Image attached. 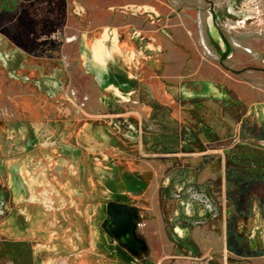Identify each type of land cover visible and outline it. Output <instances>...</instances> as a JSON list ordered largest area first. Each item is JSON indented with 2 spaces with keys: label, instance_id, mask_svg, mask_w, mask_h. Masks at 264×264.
Masks as SVG:
<instances>
[{
  "label": "rangeland",
  "instance_id": "obj_1",
  "mask_svg": "<svg viewBox=\"0 0 264 264\" xmlns=\"http://www.w3.org/2000/svg\"><path fill=\"white\" fill-rule=\"evenodd\" d=\"M263 118L264 0H0V264H48L72 233L84 264H264L246 241L264 176L231 147ZM22 165L34 197L28 178V198L10 187ZM188 186H208L217 219L196 220ZM109 202L136 209L137 258L105 231ZM27 207L65 218L53 244L9 230Z\"/></svg>",
  "mask_w": 264,
  "mask_h": 264
},
{
  "label": "flooded vegetation",
  "instance_id": "obj_2",
  "mask_svg": "<svg viewBox=\"0 0 264 264\" xmlns=\"http://www.w3.org/2000/svg\"><path fill=\"white\" fill-rule=\"evenodd\" d=\"M103 37H104V34L99 39H102ZM105 40H106V49L108 50V54H109L110 50H114L115 47H113V43H114V41L116 42V40H114V39L112 40L108 34L106 35ZM92 43H88V44H92ZM118 48L124 49L123 47H120V46ZM85 53H86L85 57H87L92 63V60L94 61V59H93V55H92L91 51L88 50L86 52V50H85ZM128 55H131V51L127 52V56ZM127 59H129V57H127ZM98 65H100L101 69L103 70L104 64L98 62ZM102 73L103 72L101 71V74ZM23 126L24 125H20L17 128L20 129ZM35 134H37V131L35 132ZM233 142H234V144L231 147L232 148H238V150H240V151H238V153L235 156V158L237 159L236 164L237 165H243L245 168H247L246 171L250 175L257 174L258 176L260 175V177H263L264 176V158L262 156H259L257 151L258 150L264 151V144H261L259 142L253 144L249 141H244L239 136V134L234 136ZM242 151H245V152L242 153ZM28 171L30 173H33V170L28 169ZM184 199L190 200L191 203H194V205L196 206L198 211L202 212L201 217L199 216L196 218V220H198V221H201L202 219L203 220H205V219L206 220H208V219L209 220H215L220 215V208H219L218 204L216 203L215 198L213 197L212 192L208 188V186H202V187L188 186L186 188L185 193H184ZM110 203L120 204L123 206L130 207L132 209V213L134 214L132 216V223L136 227L135 228L136 238L142 240L145 243L143 238H141L137 233L138 215H137L136 209L130 205H127V204L121 203V202H109L108 204H110ZM107 205H106V209H107ZM252 210H253V214H254V212L259 211V208H253ZM258 213L262 216L261 223L256 222V225L253 227L252 231L246 237V241H247V245H248L250 253H252V254L255 253V255L253 254L252 256H254V258H263L264 259V215L260 211ZM106 220H107V218L105 219V224H104L105 231L114 241L117 242L118 246L121 248V251L123 250V251H125V253L131 254L133 256V258H137L138 256H140L141 254H143L144 252L147 251L148 248H147V245L145 243L146 249L144 251H140L137 255H134L125 245H123L119 242V240L115 237L116 233L111 232V230H109V227L106 225ZM184 220H185L184 221L185 224L188 223L187 222L188 217L187 218L185 217ZM196 220H193V222ZM186 228L187 227L184 225V227L182 229L185 230ZM130 230L131 229L129 227L128 231H130ZM119 235H120V233H119ZM185 238H186L185 239V241H186L187 237H185ZM185 245L188 246L187 242H185ZM257 251H259L260 253L257 254L256 253Z\"/></svg>",
  "mask_w": 264,
  "mask_h": 264
},
{
  "label": "crops",
  "instance_id": "obj_3",
  "mask_svg": "<svg viewBox=\"0 0 264 264\" xmlns=\"http://www.w3.org/2000/svg\"><path fill=\"white\" fill-rule=\"evenodd\" d=\"M2 1L4 4L5 2H7V0H2ZM257 126L263 129L264 131V118L258 121ZM240 137L244 141H249L253 144L258 142L264 144V137H257V141H253V139L247 133H242V136ZM18 173L20 174L21 178L19 177ZM7 178L10 187L14 191L13 193L16 198H20V199L28 198L29 191L26 189L25 186V182L27 178L29 179L28 183L31 186V191H30L31 196L32 197L35 196V192L32 190V186H33L32 184H36L39 179V175L37 174L36 170L35 172L30 173L26 165H22L20 172H17L15 174H13V171L9 172V174H7ZM259 211L264 215V210L262 208H259ZM61 215L62 214H58L57 216L54 217L52 222L46 224L45 213L43 210H41L40 208L27 207L25 211H20L19 213L14 214V216L11 218L9 222V230L12 231L16 226H19L20 231L18 230L15 232H20L19 234L21 235V237H29L32 233L36 232L38 238H40V242L46 244L47 243L53 244L54 241L51 240L55 238V235L62 234V227L64 226L65 218L61 217ZM29 216L32 218L31 221L28 219ZM12 226L15 227L12 229ZM51 230L52 233H54V235L50 234ZM65 238H67L64 239L65 242L56 244L54 245V248L52 250L47 251L48 253L47 255L49 256L53 255L52 259L50 258L47 259V263L56 264L57 259L54 255L56 252H62L67 256V261L69 262V264H79V262L81 264H84L86 260L85 257L83 258L81 257L82 258L81 260V258H77V256H74L72 254L73 249L76 247L77 244L76 239H74L73 233L72 235L69 234ZM44 257H45L44 255L41 256L42 260H44Z\"/></svg>",
  "mask_w": 264,
  "mask_h": 264
},
{
  "label": "water",
  "instance_id": "obj_4",
  "mask_svg": "<svg viewBox=\"0 0 264 264\" xmlns=\"http://www.w3.org/2000/svg\"><path fill=\"white\" fill-rule=\"evenodd\" d=\"M133 215L134 214L132 213V209L130 207L110 203L107 205L108 217L106 225L109 227L111 232L116 233L115 237L121 244L125 245L134 255H137L140 251H144L146 249V245L142 240L136 238V227L132 223ZM129 227L131 229L130 231H128Z\"/></svg>",
  "mask_w": 264,
  "mask_h": 264
}]
</instances>
